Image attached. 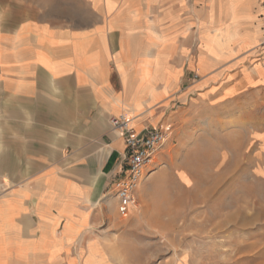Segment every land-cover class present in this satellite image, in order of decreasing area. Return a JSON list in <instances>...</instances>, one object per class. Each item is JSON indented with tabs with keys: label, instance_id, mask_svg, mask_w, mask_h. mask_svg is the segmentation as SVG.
Masks as SVG:
<instances>
[{
	"label": "crops",
	"instance_id": "crops-1",
	"mask_svg": "<svg viewBox=\"0 0 264 264\" xmlns=\"http://www.w3.org/2000/svg\"><path fill=\"white\" fill-rule=\"evenodd\" d=\"M230 1H239L236 26L255 44L227 59L208 56L206 73L196 72L197 88L211 85L225 61L264 48V0H214L216 21L227 23L220 7ZM87 2L96 15L87 29L0 22V264H101V203L125 152L110 119L127 114L136 133L163 129L162 110L186 98L180 37L188 16L208 23L209 0L203 7L202 0L190 7L186 0ZM159 38L167 40V65L181 70L180 80L162 97L158 79L157 101L148 106L147 97L142 111L129 112L138 98L137 88L130 89L139 71L133 65L158 49Z\"/></svg>",
	"mask_w": 264,
	"mask_h": 264
},
{
	"label": "rangeland",
	"instance_id": "rangeland-1",
	"mask_svg": "<svg viewBox=\"0 0 264 264\" xmlns=\"http://www.w3.org/2000/svg\"><path fill=\"white\" fill-rule=\"evenodd\" d=\"M186 2L190 7L191 0ZM238 3L221 4L227 23L216 21L214 0H209L208 23L197 25L188 16L179 44L188 66L180 92L186 98L162 110L169 141L141 184L138 210L131 209L126 217L118 214L114 193L108 194L125 167L117 163V177L101 203L104 217L98 235L106 255L102 252L99 259L96 252L97 263L264 264V48L239 62L225 61L211 85L197 88L201 79L194 82L196 72L206 73L208 56L227 59L255 44L236 26ZM95 16L87 0H0V22L6 27L37 20L87 29ZM157 41L158 49L133 65L139 71L130 89L137 88L138 98L136 104L128 101L129 112L142 111L147 97L148 106L157 101L158 79L162 97L180 80L181 70L167 65V40ZM89 252L93 260L90 245Z\"/></svg>",
	"mask_w": 264,
	"mask_h": 264
},
{
	"label": "built area",
	"instance_id": "built-area-1",
	"mask_svg": "<svg viewBox=\"0 0 264 264\" xmlns=\"http://www.w3.org/2000/svg\"><path fill=\"white\" fill-rule=\"evenodd\" d=\"M197 79L198 76H195V80ZM110 126L120 134L125 145V152L120 159L125 167L113 185V193L117 200L118 214L126 217L134 204H137L139 185L147 177V173H152L149 168L166 142L167 130L149 128L136 133L124 116L112 117Z\"/></svg>",
	"mask_w": 264,
	"mask_h": 264
},
{
	"label": "bare ground",
	"instance_id": "bare-ground-1",
	"mask_svg": "<svg viewBox=\"0 0 264 264\" xmlns=\"http://www.w3.org/2000/svg\"><path fill=\"white\" fill-rule=\"evenodd\" d=\"M150 89H151L150 87H147V88H145V91L148 90V91L150 92ZM123 116L128 120V122H129V126L133 128L134 126H133L132 119H131L127 114H124ZM166 129L169 131V127H167ZM168 141H169V139H166V142H165V144H164V147L167 145V142H168ZM144 180H145V179H144ZM144 180H143V181H144ZM143 181L141 182V184L143 183ZM141 184L139 185V187H141ZM139 187H138V190H139ZM137 193H138V191H137ZM136 203H137V195H136ZM133 209H134V210H138V207L134 204Z\"/></svg>",
	"mask_w": 264,
	"mask_h": 264
}]
</instances>
